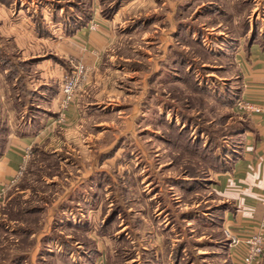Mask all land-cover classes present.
I'll return each mask as SVG.
<instances>
[{
	"label": "rangeland",
	"instance_id": "374dc122",
	"mask_svg": "<svg viewBox=\"0 0 264 264\" xmlns=\"http://www.w3.org/2000/svg\"><path fill=\"white\" fill-rule=\"evenodd\" d=\"M204 1L0 0L1 27L9 19L10 31L23 27L18 15L40 33L97 15L115 19L106 62L117 90L88 120L92 132L102 130L93 162L81 165L77 151H36L0 199V264H96L101 250L107 264H137L158 222L166 259L217 264L227 236L210 183L238 153L248 122L236 108L234 55L239 35H264L260 17L227 23L201 15ZM15 48L0 34V61L10 70L21 63ZM5 125L0 117V149Z\"/></svg>",
	"mask_w": 264,
	"mask_h": 264
},
{
	"label": "crops",
	"instance_id": "0c3cea01",
	"mask_svg": "<svg viewBox=\"0 0 264 264\" xmlns=\"http://www.w3.org/2000/svg\"><path fill=\"white\" fill-rule=\"evenodd\" d=\"M261 1L205 0V12L200 14H210L227 23L242 22L247 14H250L248 18L260 17L262 23L259 29L264 35V14L259 8ZM19 16L21 21H17L16 26L23 27L12 31L10 28L13 25L8 22L9 19L4 21L3 28V20L0 19V34L12 39L16 52L21 54L19 66L13 64L15 69H8L9 63L0 61V90L3 91L0 94V117L7 126L5 145L0 156V199L24 173L35 148L55 153L62 150L77 151L80 153L81 165L86 167L91 160L93 162L96 148L93 137L100 139L102 130L99 134L92 132L91 128L95 124L89 126L88 120L93 116L95 107H101L104 100L111 99L117 93L112 71L106 62L116 38L115 19L97 15L82 25L70 23L67 31L61 27L40 33L30 18ZM92 20L97 23L96 29L89 26ZM250 30L251 33L254 31V25ZM239 36L242 41L239 40L234 55L241 73L238 97L264 106V38L246 41L243 34ZM231 42L232 38L221 44L219 50L224 52V46L228 47ZM79 61L90 65L93 72L89 82L69 105L65 122L61 123L58 118L63 76L71 72ZM19 89L21 93H17ZM247 117L250 128L242 133L238 153L228 160L229 167L226 170L215 172L210 183V190L223 205L224 232L227 228L233 232L255 229L264 217V113ZM111 147L112 144L101 146L100 150L106 152ZM92 179L90 181L93 182ZM133 195L136 196L134 192ZM87 202L90 204V201ZM151 225L141 245L145 257L138 260L137 264H180L181 259L176 261L171 255H167L166 259V244L163 234L159 232L162 223ZM171 240L174 246L176 243ZM222 248L217 253L219 255H215L217 264H241L240 258L233 255L227 237ZM202 252H207V249ZM193 263L191 261L190 264ZM96 264H107L103 250Z\"/></svg>",
	"mask_w": 264,
	"mask_h": 264
},
{
	"label": "built area",
	"instance_id": "2783aa9c",
	"mask_svg": "<svg viewBox=\"0 0 264 264\" xmlns=\"http://www.w3.org/2000/svg\"><path fill=\"white\" fill-rule=\"evenodd\" d=\"M89 26L91 29H96L97 23L92 20ZM92 72L93 69L90 65L84 61H79L74 65L71 72L63 76L59 122H65L69 105L75 101L78 93L89 82ZM236 108L244 115L264 113V106L257 105L244 98L237 101ZM262 203L264 204V196L262 197ZM225 234L229 241V246L233 248V255L240 258L241 264H262L264 259V217L255 229L233 232L227 228L225 229Z\"/></svg>",
	"mask_w": 264,
	"mask_h": 264
},
{
	"label": "trees",
	"instance_id": "16d2710c",
	"mask_svg": "<svg viewBox=\"0 0 264 264\" xmlns=\"http://www.w3.org/2000/svg\"><path fill=\"white\" fill-rule=\"evenodd\" d=\"M264 38V37H263ZM248 122H247V124H246V126L243 128V130L242 131H240V135L242 136V133L243 132H245V130H247V129H249L250 128V121H249V119L247 120ZM6 126V125H5ZM2 133H4V136L6 137V134H7V127H6V129H3L2 130ZM4 145H5V139H4ZM4 145H3V147H1V149H0V156L2 155V153H3V149H4ZM36 151H40V152H43L42 150H40V149H38V148H35L34 149V153L36 152ZM232 158V157H231ZM223 161V160H222ZM221 165H222V167H220V169L219 170H226L228 167H229V162L227 161V162H222L221 163ZM99 252H98V256H99ZM264 260V259H263ZM262 263H263V261H262Z\"/></svg>",
	"mask_w": 264,
	"mask_h": 264
}]
</instances>
